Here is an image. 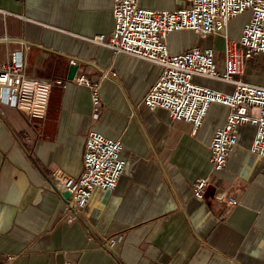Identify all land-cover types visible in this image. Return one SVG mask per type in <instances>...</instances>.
Returning <instances> with one entry per match:
<instances>
[{"label": "crops", "instance_id": "0c3cea01", "mask_svg": "<svg viewBox=\"0 0 264 264\" xmlns=\"http://www.w3.org/2000/svg\"><path fill=\"white\" fill-rule=\"evenodd\" d=\"M139 3L158 10L188 5ZM112 4L0 0V65L19 52L26 77L51 84L43 119L0 103V264H264V156L250 151L255 128L238 127L225 167L214 171L209 142L227 109L212 104L194 130L160 107L146 108L143 97L161 69L92 40L111 36ZM219 35L173 32L167 43L174 53L213 46L221 59L223 43L214 45ZM80 75L98 87L97 116L91 89L74 81ZM241 78L264 86L262 75L248 68ZM193 81L231 90L217 80ZM89 131L121 141L126 164L113 191L94 189L68 221L71 213L47 175L58 169L81 175ZM203 177L209 184L199 199L193 185ZM217 189L237 203L218 199Z\"/></svg>", "mask_w": 264, "mask_h": 264}, {"label": "built area", "instance_id": "2783aa9c", "mask_svg": "<svg viewBox=\"0 0 264 264\" xmlns=\"http://www.w3.org/2000/svg\"><path fill=\"white\" fill-rule=\"evenodd\" d=\"M187 7L158 10L140 5L139 0H113L112 34L105 40L103 33L92 40L107 46L114 55L125 53L157 65L158 78L143 97L149 110L160 107L175 121L189 123L199 129L212 104L227 109L224 120L214 129L209 142L210 163L214 171L222 170L237 142L241 124L255 128L250 151L264 156V86L241 78L245 65L252 58L264 55V0H186ZM0 12L5 11L0 9ZM249 13L238 38L223 33L222 57H216L213 46L198 47L174 53L167 38L173 32L190 31L200 37L223 32L229 22ZM222 64L220 68L219 64ZM217 80L231 86L222 91L197 84L194 77ZM77 85L91 89L93 115L97 116L98 87L80 75ZM60 83V81H56ZM50 83L29 79L19 52L0 65V103L15 107L31 119L46 115ZM122 143L97 131L86 134L82 153L83 171L74 177L63 170L48 173V185L59 194L64 211L71 213L68 221L79 216L94 189L113 191L123 173L126 161L121 157ZM209 182L199 178L193 185V195L203 198ZM69 192L64 197L63 192ZM215 196L236 204L235 197L217 189ZM120 240V237L118 238ZM115 240L109 239L112 244ZM64 264H75L66 260Z\"/></svg>", "mask_w": 264, "mask_h": 264}, {"label": "rangeland", "instance_id": "374dc122", "mask_svg": "<svg viewBox=\"0 0 264 264\" xmlns=\"http://www.w3.org/2000/svg\"><path fill=\"white\" fill-rule=\"evenodd\" d=\"M249 13H245L236 18H233L226 30L223 33H227L231 37L238 38L241 35V27L244 22L248 19ZM223 43V35H219L214 40V45L217 46L218 49H221ZM222 50V49H221ZM245 68H248L251 73H257L262 75L264 78V55L255 56L249 62L246 63Z\"/></svg>", "mask_w": 264, "mask_h": 264}, {"label": "water", "instance_id": "95a60500", "mask_svg": "<svg viewBox=\"0 0 264 264\" xmlns=\"http://www.w3.org/2000/svg\"><path fill=\"white\" fill-rule=\"evenodd\" d=\"M75 71H76V68H75V66H71L70 67V70H69V74H68V78H73L74 77V75H75ZM64 197H68L69 196V192H63V194H62Z\"/></svg>", "mask_w": 264, "mask_h": 264}]
</instances>
